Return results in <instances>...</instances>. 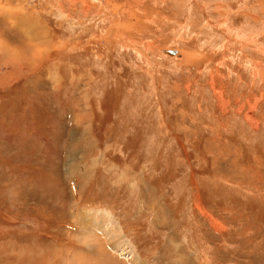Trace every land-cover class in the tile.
<instances>
[{
    "label": "rangeland",
    "instance_id": "obj_1",
    "mask_svg": "<svg viewBox=\"0 0 264 264\" xmlns=\"http://www.w3.org/2000/svg\"><path fill=\"white\" fill-rule=\"evenodd\" d=\"M0 264H264V0H0Z\"/></svg>",
    "mask_w": 264,
    "mask_h": 264
},
{
    "label": "bare ground",
    "instance_id": "obj_2",
    "mask_svg": "<svg viewBox=\"0 0 264 264\" xmlns=\"http://www.w3.org/2000/svg\"><path fill=\"white\" fill-rule=\"evenodd\" d=\"M40 28H41V27H40ZM35 32H36V28H35ZM35 32H34V35H39L40 37L38 36V37H37V40H36V38H35L36 41L33 40L34 43L36 42L38 45H39V44H40V45H43L44 43H47V41H46L45 38H44V34H46V30H42V32H40V33H39V32L35 33ZM34 35H33V36H34ZM32 39H33V37H32ZM41 48H42V47H41ZM162 53H163V52H162ZM164 54H165V53H164ZM97 213H98V212H97ZM97 213H95V214L97 215V218L99 219V221H101V220H100V219H101V216H98ZM90 215H92V214H90ZM109 217H110V216H109ZM104 220H105V219H104ZM89 222H91V223H94V222H95V224L98 222V221H95V215H92V218L89 219ZM114 222H115V221H114ZM109 226H111V225L109 224ZM85 228H86V227H85ZM108 228H109V227H108ZM115 228H117V227H115ZM115 228H114V230H115ZM104 229H105V228H104ZM117 229H118V228H117ZM116 231H117V230H116ZM116 231H112V233H116ZM119 231H120V230H119ZM93 233H94V231H93ZM82 234H83L82 237L84 238V239H83V238L81 237L82 240H85V239H86V241H89V240H90V239H89V238H90V237H89V234H90V233H89L87 230H86V232H83ZM106 234L109 235V231H106ZM103 235H104V234H103ZM94 236H95V234H94ZM120 237H121V236H120ZM108 238H109V237H108ZM109 240H110V239H109ZM109 240H108V241H109ZM111 240H112V239H111ZM86 241H85V242H86ZM125 241H126V240H125ZM109 242H110V241H109ZM113 242H114V241H113ZM113 242H112V244H113ZM112 244H111V245H112ZM129 245H130V244H129ZM127 246H128V245H127ZM119 247H120V246H119ZM123 247H124V246H123ZM127 248H128V247H127ZM130 248H131V247H130ZM119 249H120V248H119ZM122 251H123V249L119 252V254L122 253V254L124 255V254H126V252H127L126 250H125L126 252H122ZM129 253H130V252H129ZM128 255H129V254H128ZM123 257H124V256H123ZM125 258H126V257H125Z\"/></svg>",
    "mask_w": 264,
    "mask_h": 264
},
{
    "label": "crops",
    "instance_id": "obj_3",
    "mask_svg": "<svg viewBox=\"0 0 264 264\" xmlns=\"http://www.w3.org/2000/svg\"><path fill=\"white\" fill-rule=\"evenodd\" d=\"M14 20H17V19H10L8 17H5V19H4V22L6 24L5 30H7V32H3V33H5V35H6L5 39L9 40V42H8L9 45L14 44V42L18 39L19 32L21 31V30H19V28H20L19 25L17 23H15ZM17 21H20V20H17ZM10 41H11V43H10ZM48 46H49V43H47V47ZM46 49H44V50H46ZM10 51H12V50H10ZM13 53L10 52L9 54L11 55ZM38 53H40L39 50H37V54ZM23 58H25V57H23Z\"/></svg>",
    "mask_w": 264,
    "mask_h": 264
},
{
    "label": "trees",
    "instance_id": "obj_4",
    "mask_svg": "<svg viewBox=\"0 0 264 264\" xmlns=\"http://www.w3.org/2000/svg\"><path fill=\"white\" fill-rule=\"evenodd\" d=\"M29 95H31L29 92H26V91H24V90L21 91L20 89L16 90V88H15L14 92H13L12 94H10L9 96L3 97V98L1 99V102H2V100L7 101V102L11 101V102H9V103L13 104V102H16V101L19 100V99L21 100V99H23L25 96H29ZM12 101H13V102H12ZM24 101H25V100H24ZM25 102H27V103H31V104H32V102H34V100H31V102H29V100L26 99Z\"/></svg>",
    "mask_w": 264,
    "mask_h": 264
},
{
    "label": "water",
    "instance_id": "obj_5",
    "mask_svg": "<svg viewBox=\"0 0 264 264\" xmlns=\"http://www.w3.org/2000/svg\"><path fill=\"white\" fill-rule=\"evenodd\" d=\"M163 50H162V52H163V54L165 53V55H167V56H179V53H178V50L177 49H175V48H162Z\"/></svg>",
    "mask_w": 264,
    "mask_h": 264
}]
</instances>
